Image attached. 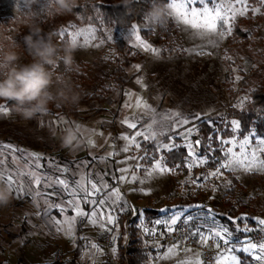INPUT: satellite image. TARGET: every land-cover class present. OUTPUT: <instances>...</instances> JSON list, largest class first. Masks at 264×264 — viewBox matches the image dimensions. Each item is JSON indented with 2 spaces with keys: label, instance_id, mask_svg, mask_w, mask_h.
Listing matches in <instances>:
<instances>
[{
  "label": "rangeland",
  "instance_id": "rangeland-1",
  "mask_svg": "<svg viewBox=\"0 0 264 264\" xmlns=\"http://www.w3.org/2000/svg\"><path fill=\"white\" fill-rule=\"evenodd\" d=\"M248 5V13L237 16L234 25L242 21L250 37L235 46L230 42L232 33L223 39L214 34L196 35V30L172 15L174 45L161 38L157 26L145 21L133 24L139 29V41L133 26L81 24L75 16H67L60 23L49 21L41 27L45 33L59 34L64 29L70 40L80 33L75 53L80 71L70 75L81 99L78 105L53 101L46 113L32 120L22 119L9 107L7 113H0V185L9 189L5 177L11 175L15 184L23 187V192L11 193L9 205L0 206V264H127L122 259L119 237L123 246L141 237L149 249V264H180L197 257L203 264H213L218 253L216 243L225 250L235 246L232 254L241 264H258L249 254L244 253L243 258L239 253L245 240H264V231L257 224L264 218V168L252 172L239 167L235 171L220 168L226 162L224 150L231 146L221 141L239 142L245 137L252 141L250 150L255 149L257 158L264 161V151H260L264 145L259 143L264 137L255 130L240 136V121L231 115L233 108H245L249 103L257 83L242 90L241 82L245 74L249 75L251 52L264 49V21L257 17L261 7L250 0ZM28 7L29 0L23 6L15 0H0V20L6 16L16 18L22 10L27 15ZM256 8L260 12L253 14L251 9ZM27 31V26H20L12 37L19 39ZM119 40L126 44L123 50L119 49ZM141 41L156 51L145 50ZM55 42L60 45L59 40ZM17 51L20 63L31 60L22 49ZM118 66L123 68V84L116 79ZM57 117L60 123H53ZM126 118L136 123L137 129L123 123ZM203 121L216 131L222 150L216 167L210 166L215 149L211 137L207 142L210 148L201 151ZM233 121L239 123V128ZM77 124L82 126L84 143L79 150L69 152L60 147L52 130L59 133ZM137 131L143 136L136 137L135 145L121 138L135 136ZM150 144L155 145L157 155L147 150ZM162 144L168 147H160ZM125 147L127 152L123 151ZM179 147L187 149L184 162L168 166L166 152ZM235 151L239 153L238 146ZM148 155L154 156L152 163L147 162ZM200 159L206 163L198 164ZM157 161L169 171H154ZM217 169L221 174L211 175ZM35 177L40 178L39 187L35 186ZM60 179L68 190L57 183ZM74 181L83 184L89 193L91 183H97L100 191L91 199L106 201L103 206L93 208L85 205L79 194L72 195ZM231 187H235L234 197L227 193ZM113 188L119 190V197L112 195ZM227 197L243 204L238 216L231 217L232 223L224 219L228 215ZM68 200H76L86 213L96 211V223L89 222L90 215L76 216ZM57 204L68 210L59 212ZM145 210L156 212L149 216ZM134 216L139 230L136 236L130 227ZM240 217L244 219L238 221ZM174 218L177 223L173 225ZM57 220L62 223L56 224ZM213 221L217 229L221 224L228 227V243L210 239L205 244L195 235L197 228L201 236L209 235ZM245 227L251 231H243ZM182 228H187L188 240L196 239L198 245L205 247L213 242L215 252L210 260L192 242L173 245L152 239L159 234L172 236ZM243 234L249 235L243 238ZM173 246L174 253H169Z\"/></svg>",
  "mask_w": 264,
  "mask_h": 264
},
{
  "label": "trees",
  "instance_id": "trees-1",
  "mask_svg": "<svg viewBox=\"0 0 264 264\" xmlns=\"http://www.w3.org/2000/svg\"><path fill=\"white\" fill-rule=\"evenodd\" d=\"M252 4L259 5L261 7V13L257 17L264 21V0H250ZM164 3L168 4L169 0H163ZM151 0H136V2L131 6L130 9H126L125 6L121 4V0H77L76 6L74 7L72 13L63 14L57 10L56 5L53 0H29V7L26 15V10H22L16 18L11 16H6L3 20H0V44H3L5 48L11 46L14 42L17 46L16 50L22 49L25 54L31 58L28 52L24 48L23 37L19 39H14L12 33L17 30L20 26L24 27L31 20L39 24L40 27L44 26L47 22L52 21L60 23L62 19L67 16H75L78 23L81 24H106V25H117L123 28H129L133 24L142 22L143 15L145 11L149 8ZM160 36L162 39L166 40L168 43L174 45V28L175 23L170 16L167 23L162 26H157ZM54 41L59 40L60 45H63L70 41L69 35L60 37L57 32L52 33ZM250 32L244 28L241 22H237L234 25L231 44L233 46L240 45L242 39L249 40ZM119 49L123 50L125 48V42L123 40L118 41ZM229 61V60H228ZM249 61L251 63L249 68V75L245 74L241 82V89L245 90L252 85L253 82L257 83V86L251 91V99L245 108H233L231 115L240 121V136H245L252 130L259 135L264 137V49L251 52L249 56ZM55 71L63 72L64 66L60 62L56 66ZM123 73L122 66H118L116 70V79L120 81L121 84L124 83L121 76ZM78 76L83 77L84 74L77 73ZM101 98L104 94L100 95ZM11 108L10 104H3ZM201 151L205 152L210 148L209 141L211 137V146L215 147L213 153V161L210 162L211 167H216L219 163L218 159L221 158L222 150L218 146L217 133L206 121L201 122ZM211 135V136H210ZM148 151H153V155H157L155 145L150 144L147 148ZM187 149L185 147H179L166 152V163L170 167H175L177 164H182L187 156ZM264 156V154H263ZM147 162L152 163L154 156H146ZM233 181L237 184L238 180L234 177ZM228 195L231 197L235 196V187H231L227 190ZM225 203L228 205L227 216L224 217L225 220L232 223L233 219L231 217L238 216V213L243 207V204L239 200L236 202L232 201L231 198H226ZM145 212L150 216L155 214V210H145ZM125 219V218H124ZM122 219V226H125L126 219ZM137 216L131 219L130 227L133 231L134 236L137 235L139 230L135 227ZM240 221V219H238ZM253 223V222H252ZM249 234H243L242 237L245 238ZM122 238H118L119 247L124 250L123 261L127 264H149L150 256L148 254L149 249L144 246L143 239L141 237L134 238L130 244L123 246L121 242ZM156 251L153 250V253ZM241 257H245L243 252L239 253ZM242 264H245L242 262Z\"/></svg>",
  "mask_w": 264,
  "mask_h": 264
},
{
  "label": "clouds",
  "instance_id": "clouds-1",
  "mask_svg": "<svg viewBox=\"0 0 264 264\" xmlns=\"http://www.w3.org/2000/svg\"><path fill=\"white\" fill-rule=\"evenodd\" d=\"M57 10L63 14L72 13L77 0H53ZM136 0H121L130 9ZM170 5L163 0H151L143 20L154 26L165 25L170 17ZM27 24L28 31L23 36L24 48L31 56L27 63H20V54L13 42L5 48L0 44V105L10 104L11 109L24 120H32L46 113L53 101L68 105H78L81 94L74 89L71 75L80 71L75 59L78 45L70 40L63 45L54 41L52 33H45L34 20ZM62 62L63 72H56ZM82 126L65 127L58 136L60 147L75 152L84 143ZM12 194L5 185H0V206L10 204Z\"/></svg>",
  "mask_w": 264,
  "mask_h": 264
},
{
  "label": "snow or ice",
  "instance_id": "snow-or-ice-1",
  "mask_svg": "<svg viewBox=\"0 0 264 264\" xmlns=\"http://www.w3.org/2000/svg\"><path fill=\"white\" fill-rule=\"evenodd\" d=\"M15 2L19 3L21 6L26 4V0H15ZM168 4L170 5L171 9L170 15L174 16L184 25L190 27L193 30H196L194 34L201 36L214 34L221 39L231 35L236 17L244 16L250 10L248 0H169ZM197 5L199 7H197ZM251 11L253 12V14H257L260 12V9H251ZM133 29L136 30V39L139 41V29L135 25L133 26ZM65 34L66 30L64 29L59 32L60 36H65ZM78 35H80V33L73 34L71 40L77 42L76 37ZM141 46H143L145 50L156 51L155 49H151L150 46L145 44L143 41H141ZM136 67L137 69H139L140 66L137 65ZM140 103L141 101L138 99L137 106H140ZM8 111L9 109L6 105H0V113H7ZM64 122L66 123V121ZM53 123H60L59 117H57V121ZM123 123H125L131 129H137L138 127L136 123H130L127 118L123 121ZM184 123L186 124L188 123V121L185 120ZM233 124L235 125V127L239 128L238 122L233 121ZM137 136H143V133L137 131L135 136H122L121 138L129 141L130 145H135ZM89 143L93 142L89 141ZM221 143L231 145L230 147H227L224 150L226 162L220 165L221 169H231L235 171L236 168L239 167L244 172H252L257 167L264 168V161H261L257 158L256 150H250V145L252 141L248 137L243 138V140L239 142L235 140H228L221 141ZM259 143L264 145V139H261ZM237 146L240 149L239 153L235 151V148ZM160 147L167 148L168 145L162 144L160 145ZM128 150V147H125L123 149V151L125 152H127ZM260 151H264V149H261ZM192 155H195V153H192ZM197 163L204 164L206 163V160L200 159L197 161ZM191 166L192 165H189V167ZM153 170L161 173L169 171V169L163 168L159 161L155 163ZM121 171L124 172L127 171V169H121ZM220 174V169H217L216 171L211 173V175L213 176H218ZM121 178L125 179L124 177ZM5 179L9 185V190L11 193L18 194L20 192H23V187H18L13 181L11 175L5 177ZM34 183L36 187H39L40 178L35 177ZM57 183L64 186L65 189L68 190V185L63 179L58 180ZM73 183L76 186L75 188L70 190L71 194L74 196L79 194L82 197L85 205L91 204L93 208H95L97 204L103 206V204L106 202L91 199V195H94L95 193L100 191V189L97 187V183H91V193H89L87 189H85L83 184L76 183L75 181ZM104 187L107 188V185H104ZM110 191L113 196L119 197L120 193L118 189L113 188L110 189ZM67 203L68 207L72 208L75 211L76 216L87 217L90 215L91 219L89 220V222L92 224L96 223V211H92L90 214L86 213L85 211H83V209L79 207L78 202L76 200H68ZM55 208L59 212H64L68 210L60 204L55 205ZM107 218L111 220V217ZM73 219H75V217H73ZM189 219H191V217H189ZM237 219L243 220L244 217H240ZM55 223L59 225L62 222L60 220H57L55 221ZM176 223L177 219L174 218L171 220V224L174 225ZM257 224L260 226L261 231H264V218L258 219ZM168 230L172 231L173 229L169 227ZM243 231H251V229L245 227ZM208 232L209 235L201 236L200 230L199 228H197L195 235L200 237L201 241L205 244H207L210 239H218L220 241L228 243L226 237H229L231 235L228 227L223 224L219 225L217 229V227L215 226V221H213V227H210L208 229ZM215 247L217 248L218 253L213 264H241L240 259H238L236 255L232 254L235 251V246H232L231 248L225 250L222 249L220 243H216ZM240 250L243 253L249 254L250 258L257 261L258 264H264V240L253 242L252 239H247L242 243ZM174 251L175 246L168 249L169 253H174ZM180 264H203V261L197 257L194 261H181Z\"/></svg>",
  "mask_w": 264,
  "mask_h": 264
},
{
  "label": "built area",
  "instance_id": "built-area-1",
  "mask_svg": "<svg viewBox=\"0 0 264 264\" xmlns=\"http://www.w3.org/2000/svg\"><path fill=\"white\" fill-rule=\"evenodd\" d=\"M186 231H187V228H182L181 231L174 232L172 236L164 235V237H161L159 234V235L153 236L152 239L153 240L159 239L162 241L166 240L168 244H173V245H184V244H188L192 242L188 240ZM192 246H197V248H199L202 251V253L204 254L207 260H210L212 258V255L215 252V248L213 246L212 241L209 242L208 246L203 247L202 244L198 245L196 239H193Z\"/></svg>",
  "mask_w": 264,
  "mask_h": 264
},
{
  "label": "crops",
  "instance_id": "crops-1",
  "mask_svg": "<svg viewBox=\"0 0 264 264\" xmlns=\"http://www.w3.org/2000/svg\"><path fill=\"white\" fill-rule=\"evenodd\" d=\"M156 254V253H155Z\"/></svg>",
  "mask_w": 264,
  "mask_h": 264
}]
</instances>
